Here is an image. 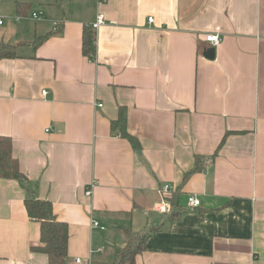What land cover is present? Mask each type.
<instances>
[{"label":"crops","instance_id":"1","mask_svg":"<svg viewBox=\"0 0 264 264\" xmlns=\"http://www.w3.org/2000/svg\"><path fill=\"white\" fill-rule=\"evenodd\" d=\"M0 22L17 46L0 60V136L68 224V264H114L125 229L159 225L135 264H264V0H0ZM122 109L140 150L113 131ZM25 199L0 178V264H48Z\"/></svg>","mask_w":264,"mask_h":264},{"label":"trees","instance_id":"2","mask_svg":"<svg viewBox=\"0 0 264 264\" xmlns=\"http://www.w3.org/2000/svg\"><path fill=\"white\" fill-rule=\"evenodd\" d=\"M27 4L19 3L18 10L26 9ZM83 53L91 61L96 57V35L89 29L83 34ZM17 57V46L0 43V60ZM113 131L130 141L135 150L141 149L139 140L127 131V113L125 109L120 112L119 119L112 125ZM214 159V157H213ZM204 168L202 158L196 157L194 168L186 174L185 181L194 173ZM0 178L16 180L21 183L26 192L25 209L31 221L40 225V245L32 250L48 256V264H68L69 227L66 222L60 221L54 214L53 205L41 200L36 189L32 188L28 178L21 172L19 161L13 155V141L10 137L0 136ZM178 193L170 199L171 211L177 207ZM173 213V212H172ZM176 218L175 214H172ZM161 226H149L142 231L125 229L126 244L124 251L119 254L120 260L114 264H135L136 257L145 251L146 242L159 232ZM94 264H109L95 262Z\"/></svg>","mask_w":264,"mask_h":264},{"label":"built area","instance_id":"3","mask_svg":"<svg viewBox=\"0 0 264 264\" xmlns=\"http://www.w3.org/2000/svg\"><path fill=\"white\" fill-rule=\"evenodd\" d=\"M33 18L38 20L40 19V16L39 14L34 13ZM153 21H154L153 18H149V23H153ZM0 24H2V22H0ZM103 24H105V18L103 15H101L98 17L97 21L92 25V27L94 30H97ZM206 41L211 45L212 48H215L220 45V43L222 42V38L218 34H211L206 36ZM48 94H49L48 91L43 92V96H47ZM98 107L101 108L103 107V105L99 104ZM157 193L161 198V202L157 206V211L163 215L169 214L171 212V203L169 199L175 194V192L173 191L170 185L165 184L158 189ZM91 194L92 191L88 190L87 195L91 196ZM187 202L190 208H199L201 206V200L196 195L189 196ZM92 228L100 229L102 231L106 230V228L103 227L98 221L92 222ZM77 262L80 263V260H77Z\"/></svg>","mask_w":264,"mask_h":264},{"label":"water","instance_id":"4","mask_svg":"<svg viewBox=\"0 0 264 264\" xmlns=\"http://www.w3.org/2000/svg\"><path fill=\"white\" fill-rule=\"evenodd\" d=\"M204 55H205L206 58H208L210 60H213L215 58V49L214 48H210L209 50H207L205 52Z\"/></svg>","mask_w":264,"mask_h":264}]
</instances>
